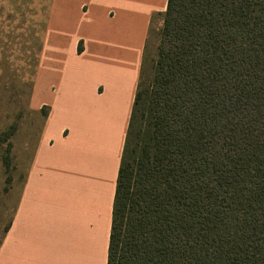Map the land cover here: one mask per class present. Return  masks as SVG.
<instances>
[{
	"label": "trees",
	"instance_id": "obj_1",
	"mask_svg": "<svg viewBox=\"0 0 264 264\" xmlns=\"http://www.w3.org/2000/svg\"><path fill=\"white\" fill-rule=\"evenodd\" d=\"M159 16L108 264H264V0H169Z\"/></svg>",
	"mask_w": 264,
	"mask_h": 264
},
{
	"label": "crops",
	"instance_id": "obj_2",
	"mask_svg": "<svg viewBox=\"0 0 264 264\" xmlns=\"http://www.w3.org/2000/svg\"><path fill=\"white\" fill-rule=\"evenodd\" d=\"M168 1L31 0V108L48 114L23 183L1 195L0 264H108L149 33Z\"/></svg>",
	"mask_w": 264,
	"mask_h": 264
},
{
	"label": "rangeland",
	"instance_id": "obj_3",
	"mask_svg": "<svg viewBox=\"0 0 264 264\" xmlns=\"http://www.w3.org/2000/svg\"><path fill=\"white\" fill-rule=\"evenodd\" d=\"M32 19L31 0H0V200L11 186L23 183L46 118L30 101L41 30ZM162 25L163 18L156 16L145 53V83L153 75Z\"/></svg>",
	"mask_w": 264,
	"mask_h": 264
}]
</instances>
